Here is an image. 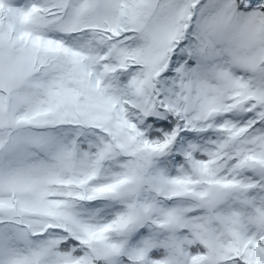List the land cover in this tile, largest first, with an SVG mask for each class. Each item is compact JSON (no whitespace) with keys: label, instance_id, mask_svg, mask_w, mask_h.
<instances>
[{"label":"snow or ice","instance_id":"snow-or-ice-1","mask_svg":"<svg viewBox=\"0 0 264 264\" xmlns=\"http://www.w3.org/2000/svg\"><path fill=\"white\" fill-rule=\"evenodd\" d=\"M0 264H264V0H0Z\"/></svg>","mask_w":264,"mask_h":264}]
</instances>
